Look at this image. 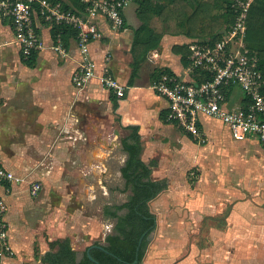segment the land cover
Segmentation results:
<instances>
[{"label":"crops","instance_id":"obj_1","mask_svg":"<svg viewBox=\"0 0 264 264\" xmlns=\"http://www.w3.org/2000/svg\"><path fill=\"white\" fill-rule=\"evenodd\" d=\"M129 6L120 30H112L106 20L99 19L104 35L91 44L98 73L102 72L104 55L110 53L108 70L127 86L125 96L115 101L96 78L84 89L73 84L72 73L80 60L75 39L69 40L67 56H62L50 48L54 42L51 26L36 18L47 47L38 52L35 65L28 66L22 60L11 22L5 19V23L0 15V165L18 178L6 194L12 254L0 264H42L36 253L45 254L50 250L49 241L67 237L79 258L96 242L105 244L107 235L115 233L117 219L103 213V202L108 199L121 204L130 195V189L123 193L126 179L122 175L128 159L123 139L129 126L139 127L142 159L158 163L153 178L168 182V188L150 202L157 226L142 264H194L195 224L202 226L210 219L219 223L225 217V211L213 217L200 212L211 200L204 194L192 195L195 190L204 191L203 185L192 188L186 180L192 165L209 153L210 146L200 148L197 139L167 122L168 101L151 87L161 70L187 77V66L173 46L192 39L172 34L162 21L157 26L164 30L160 45L148 51L134 75L132 45L140 20L135 12L136 26L131 32ZM245 100L241 89L230 90L229 107L243 106ZM91 106L103 107L99 115L106 119L88 112L86 108ZM211 120L216 119L202 117V129L206 137L216 138L218 150L233 141L242 146L257 145L264 155V145L255 137L234 141L224 123L228 135ZM66 176H79L81 182L71 184ZM31 181L42 184L37 196L30 194Z\"/></svg>","mask_w":264,"mask_h":264},{"label":"built area","instance_id":"obj_2","mask_svg":"<svg viewBox=\"0 0 264 264\" xmlns=\"http://www.w3.org/2000/svg\"><path fill=\"white\" fill-rule=\"evenodd\" d=\"M81 1L84 8L72 10L50 0H0V15L11 22L15 40L24 58L47 47L39 34L36 18L77 29L80 60L72 73L73 84L78 89H84L96 78L101 88L122 98L127 86L108 70L111 54L104 55L102 72L98 73L91 44L104 35L99 27V19L106 20L112 30L124 27L125 10L131 0ZM252 1L237 0L234 3L233 7L237 11L235 22L215 43L199 39L188 43L190 54L186 78L164 71L152 82V89L168 101L167 119L177 122L201 142L206 141L201 119L209 117L224 123L234 139L243 141L255 137L264 145V77L257 55L251 53L245 41L247 14ZM50 48L67 56V49L60 36ZM195 74L204 80L197 82ZM233 87L245 93V105L228 106V95ZM17 180L12 170L0 165V261L12 254L6 194L10 184ZM41 190L40 182H30L29 191L32 196H37Z\"/></svg>","mask_w":264,"mask_h":264},{"label":"trees","instance_id":"obj_3","mask_svg":"<svg viewBox=\"0 0 264 264\" xmlns=\"http://www.w3.org/2000/svg\"><path fill=\"white\" fill-rule=\"evenodd\" d=\"M54 3H61L65 9L81 10L84 4L81 0H50ZM137 4L136 13L141 24L134 32L132 53L134 56V75L139 63L146 56L148 51L160 45L164 30L156 28V17L166 23L164 28L169 31V18H176L177 30H171L172 34H183L190 39H199L211 44L215 43L220 36L235 22L237 11L233 7L237 0H131ZM37 6L38 4L35 3ZM184 6L188 11H184ZM214 10H220L217 13ZM4 18V22H5ZM43 22L51 26V33L54 41L60 36L68 46L69 40L77 38V29L69 25H58ZM6 23V22H5ZM246 44L252 54L257 55L258 64L264 77V0H253L247 14L246 21ZM173 51L182 56V61L189 65L190 49L188 44L174 45ZM38 52L33 53L29 58L22 60L28 66H34ZM167 71V70H164ZM161 70L158 74L160 76ZM133 76V75H132ZM157 76V77H158ZM195 80L201 82L202 76H196ZM132 84V81H130ZM264 94V86L262 88ZM116 95L111 93V99L116 100ZM167 122L178 125L175 121ZM179 126V125H178ZM128 135L123 139L125 150L129 154L125 166L122 169L127 184L131 187L132 194L129 200L122 206L127 209L124 215L118 217L115 225V233L107 235L105 244L100 246L96 242L90 249L83 253L81 258L72 246L71 238L49 241L50 250L43 255L36 253L42 264H142L144 256L148 251L150 240L147 238L157 226V215L151 210L150 202L161 192L168 188L166 179H154L153 169L158 165L153 159L146 163L142 159L144 149L141 134L138 126H129ZM190 134V133H189ZM193 138V135L190 134ZM196 139V138H195ZM116 215V213H114ZM142 242L140 243L141 238Z\"/></svg>","mask_w":264,"mask_h":264},{"label":"rangeland","instance_id":"obj_4","mask_svg":"<svg viewBox=\"0 0 264 264\" xmlns=\"http://www.w3.org/2000/svg\"><path fill=\"white\" fill-rule=\"evenodd\" d=\"M183 7L184 11H188V7L184 5ZM136 8L135 2L130 3L128 28L131 32L136 26L134 20ZM214 11L217 13L220 10ZM155 21L156 28L157 26L159 28L162 23L161 18L156 17ZM168 21L170 29L177 30L174 23L176 18L174 17L173 20L171 17ZM86 110L106 119V116L99 115L103 113V107L91 106ZM82 119L85 121L86 116L83 115ZM115 120L117 121V118ZM211 121L216 128L222 127L228 131L219 120ZM226 133L228 135L229 131ZM230 138L236 141L231 135ZM198 142L200 148L204 144L210 146V151L196 160V164L192 165L186 175V180L192 188L200 183L203 185L204 191L195 190L192 195L204 194L211 200L208 207L202 211L199 210L200 212L212 217L224 211L226 214L219 223L210 219L206 220L202 226L195 224L192 232L196 233L192 239V247L195 249L192 261L194 264H264V155L262 151L257 145L242 146L233 141L230 143L227 141L228 144L226 143L218 150L215 147L216 138L208 136L205 143H200L199 140ZM65 178L71 184L81 182L79 176ZM184 207L191 212L186 206L182 209Z\"/></svg>","mask_w":264,"mask_h":264},{"label":"flooded vegetation","instance_id":"obj_5","mask_svg":"<svg viewBox=\"0 0 264 264\" xmlns=\"http://www.w3.org/2000/svg\"><path fill=\"white\" fill-rule=\"evenodd\" d=\"M127 152V151H126ZM128 153V152H127ZM128 158H129V154H128ZM128 159H126L127 161ZM126 161L124 162V166L126 164ZM123 166V167H124ZM123 169V168H122ZM123 175V173H122ZM124 177V176H123ZM125 179V178H124ZM126 181V180H125ZM128 189H130V195H126L127 196V199L124 203H121V204H117L116 201H114L113 203H111L112 201L106 199V201H104L103 203L105 204L104 208H103V213L106 215V216H109V217H114L117 219L118 221V217L121 216V215H124L126 212H127V209L122 207L130 198L131 194H132V190H131V187L127 184V181H126V187H125V191L123 193H126L128 191ZM116 213V215L114 214Z\"/></svg>","mask_w":264,"mask_h":264},{"label":"water","instance_id":"obj_6","mask_svg":"<svg viewBox=\"0 0 264 264\" xmlns=\"http://www.w3.org/2000/svg\"><path fill=\"white\" fill-rule=\"evenodd\" d=\"M153 233H154V231L151 232V234L147 237L149 240H151V238H152V236H153ZM142 239H143V237L141 238L140 243L142 242ZM103 245H104L103 243L100 244V246H103ZM92 246H94V245H91V246L88 248L87 252H88V255L90 256L91 260L95 262L94 258L90 255V249H91ZM135 263H136V264L138 263V259L135 260Z\"/></svg>","mask_w":264,"mask_h":264}]
</instances>
